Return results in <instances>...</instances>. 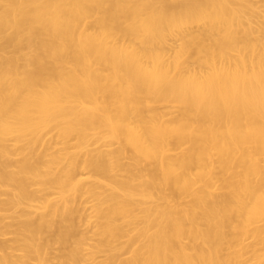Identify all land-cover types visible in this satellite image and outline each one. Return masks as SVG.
Instances as JSON below:
<instances>
[{
  "label": "bare ground",
  "instance_id": "6f19581e",
  "mask_svg": "<svg viewBox=\"0 0 264 264\" xmlns=\"http://www.w3.org/2000/svg\"><path fill=\"white\" fill-rule=\"evenodd\" d=\"M49 249L264 264V0H0V264Z\"/></svg>",
  "mask_w": 264,
  "mask_h": 264
},
{
  "label": "rangeland",
  "instance_id": "374dc122",
  "mask_svg": "<svg viewBox=\"0 0 264 264\" xmlns=\"http://www.w3.org/2000/svg\"><path fill=\"white\" fill-rule=\"evenodd\" d=\"M257 4H259V3H257ZM196 26L200 27V24H198ZM10 51H11V49H10ZM152 105L153 106H157L159 108H161L160 106H162L160 104H152ZM101 149L106 150V148H101ZM126 162H129V161L127 160ZM33 189H36V187H33ZM84 198H86V197H84ZM42 212L43 211H37L36 214H41ZM87 213L88 212L82 213V217H85ZM93 221H94L93 219H90L88 222L81 223L80 229H86L87 227H90V224L92 225ZM122 241L125 242V238L119 240V242H122ZM251 241H252V239H247L245 241V243L247 244V243H249ZM83 248H84L85 251L89 250V246L88 245L84 246ZM36 250H38V249H36ZM59 254H60V252H59L58 249H49V250H47L45 253H43V257H45V262L42 263V264H57ZM126 256H128V254L124 255L123 257H126ZM103 258H104V254H101V253L100 254H96L93 257H88L86 255L85 256V260L80 261V262H76L74 264H95L96 262L101 261ZM33 264H35V262H33Z\"/></svg>",
  "mask_w": 264,
  "mask_h": 264
}]
</instances>
